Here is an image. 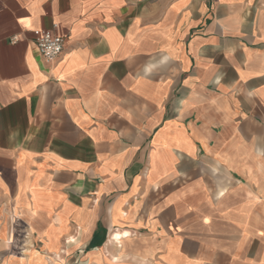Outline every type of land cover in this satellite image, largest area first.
Wrapping results in <instances>:
<instances>
[{
  "label": "crops",
  "instance_id": "1",
  "mask_svg": "<svg viewBox=\"0 0 264 264\" xmlns=\"http://www.w3.org/2000/svg\"><path fill=\"white\" fill-rule=\"evenodd\" d=\"M0 264H264V0H0Z\"/></svg>",
  "mask_w": 264,
  "mask_h": 264
},
{
  "label": "built area",
  "instance_id": "2",
  "mask_svg": "<svg viewBox=\"0 0 264 264\" xmlns=\"http://www.w3.org/2000/svg\"><path fill=\"white\" fill-rule=\"evenodd\" d=\"M33 41L39 54L46 61H51L59 56L64 46V38L49 30H33Z\"/></svg>",
  "mask_w": 264,
  "mask_h": 264
},
{
  "label": "rangeland",
  "instance_id": "3",
  "mask_svg": "<svg viewBox=\"0 0 264 264\" xmlns=\"http://www.w3.org/2000/svg\"><path fill=\"white\" fill-rule=\"evenodd\" d=\"M26 240V239H25ZM22 244L21 245H23L24 243H25V241L24 242H21ZM23 248L25 249L26 247L25 246H23ZM19 252H21V250H19Z\"/></svg>",
  "mask_w": 264,
  "mask_h": 264
}]
</instances>
